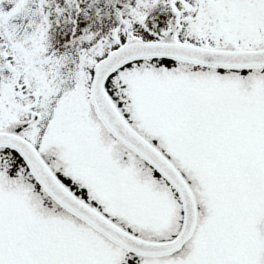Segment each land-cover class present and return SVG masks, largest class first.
I'll return each mask as SVG.
<instances>
[{
	"label": "snow or ice",
	"instance_id": "obj_1",
	"mask_svg": "<svg viewBox=\"0 0 264 264\" xmlns=\"http://www.w3.org/2000/svg\"><path fill=\"white\" fill-rule=\"evenodd\" d=\"M0 264H264V0H0Z\"/></svg>",
	"mask_w": 264,
	"mask_h": 264
}]
</instances>
